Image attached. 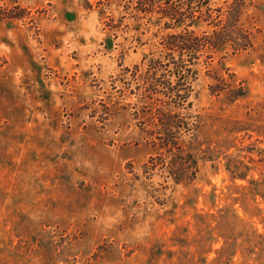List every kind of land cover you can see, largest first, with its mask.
Here are the masks:
<instances>
[{
	"label": "rangeland",
	"instance_id": "1",
	"mask_svg": "<svg viewBox=\"0 0 264 264\" xmlns=\"http://www.w3.org/2000/svg\"><path fill=\"white\" fill-rule=\"evenodd\" d=\"M135 2L0 0V264H264V0L230 15L251 47L193 83L188 185L147 173L134 115V68L185 29L165 28L179 3ZM229 75L245 97L210 94Z\"/></svg>",
	"mask_w": 264,
	"mask_h": 264
},
{
	"label": "trees",
	"instance_id": "2",
	"mask_svg": "<svg viewBox=\"0 0 264 264\" xmlns=\"http://www.w3.org/2000/svg\"><path fill=\"white\" fill-rule=\"evenodd\" d=\"M176 1L179 5H168L163 10L165 28L185 29L166 35L160 53L146 57L142 67L134 68L133 79L139 81L134 115L144 121V139L155 152L144 165L147 173L159 169L174 183L188 185L198 173L197 160L184 143L186 139L194 140L200 127V118L188 111L200 67L208 69L216 54L228 49L233 53L244 51L251 43L249 33L238 20L230 18L235 9L242 7L243 0H230L226 11L214 0ZM135 3L145 12L153 6V0ZM201 23L211 26L212 31L198 34L187 29ZM212 79L215 82L209 86L211 95L226 94L229 101L245 97L244 86H236L232 76Z\"/></svg>",
	"mask_w": 264,
	"mask_h": 264
}]
</instances>
